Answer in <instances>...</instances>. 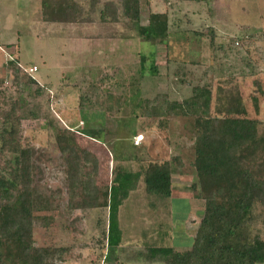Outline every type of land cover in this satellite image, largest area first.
Wrapping results in <instances>:
<instances>
[{"label": "rangeland", "instance_id": "obj_1", "mask_svg": "<svg viewBox=\"0 0 264 264\" xmlns=\"http://www.w3.org/2000/svg\"><path fill=\"white\" fill-rule=\"evenodd\" d=\"M75 1L88 23H46L40 0H0V108L22 100L23 142L34 148L35 204L48 219L35 222V242L67 248L58 264H163L150 250L189 249L204 203L191 190L193 119L170 117L162 128L143 117V103L180 102L194 86L210 85L214 114L238 96L264 135V0H141V25L151 13L168 18V37L155 46L141 41L121 12L117 23L100 21L104 2L115 0H99L94 13L91 0ZM11 53L21 67L37 69L31 76L38 85L12 84ZM58 129L92 137L76 139L96 156L104 193L116 165L138 172L149 161L182 159L183 167L173 169L171 197L147 194L142 178L129 192L118 212V247L106 243L107 208L67 210ZM255 162L264 168V151ZM254 215L250 229L264 238V208L256 206Z\"/></svg>", "mask_w": 264, "mask_h": 264}, {"label": "trees", "instance_id": "obj_2", "mask_svg": "<svg viewBox=\"0 0 264 264\" xmlns=\"http://www.w3.org/2000/svg\"><path fill=\"white\" fill-rule=\"evenodd\" d=\"M98 1L91 0V13ZM40 4L46 23L86 24L90 21L75 0H40ZM120 12L135 26L141 41L153 46L165 43L168 37L166 14L151 13L148 24L141 25V0H115L104 2L99 19L117 23ZM210 32L213 39L214 32L212 29ZM7 55L6 68L16 88L38 85L29 70L12 58V53ZM141 67L144 71L143 63ZM150 70L156 72L155 67ZM40 88L36 90L38 93ZM213 96L210 85H203L194 86L190 96L180 102L160 97L161 100L143 103V117L158 119L162 128L170 117L193 119L192 166L196 182L191 190H197L195 197L204 203L189 249L176 251L166 246L150 250L151 259L157 257L163 264L264 263V238L250 229L255 221V207L264 208V168L255 162L264 151V135L259 132L257 121L246 116L238 96L232 98L224 112L217 114L213 113ZM3 101L1 97L0 102ZM21 105L18 97L10 100L8 108H0V264H58L64 260L68 249L38 246L34 238L35 222L40 217L48 219L43 214L45 211L35 204L34 148L23 142ZM77 135L92 140L83 133L67 129H58L54 136L64 167L67 210L107 208L106 243L108 248L118 247L119 233L116 239L114 233L118 230L119 208L135 189L137 181L143 179L147 194L169 198L173 190V169H181L183 161L179 156L149 161L138 172H128L116 165L104 193L98 181L97 158L78 144Z\"/></svg>", "mask_w": 264, "mask_h": 264}, {"label": "crops", "instance_id": "obj_3", "mask_svg": "<svg viewBox=\"0 0 264 264\" xmlns=\"http://www.w3.org/2000/svg\"><path fill=\"white\" fill-rule=\"evenodd\" d=\"M174 182H173V175H172V185H173V189H174ZM172 193H173V190H172ZM200 220V219H199ZM198 224H199V222H198ZM198 227V226H197ZM182 228H184V225H182ZM182 232L184 233V231L182 230ZM176 251H183V250H179V249H177V248H174ZM187 250V249H186Z\"/></svg>", "mask_w": 264, "mask_h": 264}, {"label": "built area", "instance_id": "obj_4", "mask_svg": "<svg viewBox=\"0 0 264 264\" xmlns=\"http://www.w3.org/2000/svg\"><path fill=\"white\" fill-rule=\"evenodd\" d=\"M1 50V48H0ZM36 71V68L29 69V73H34Z\"/></svg>", "mask_w": 264, "mask_h": 264}]
</instances>
